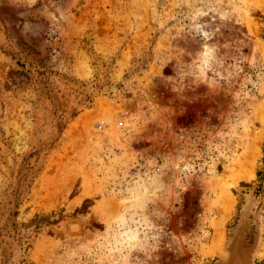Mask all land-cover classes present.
Listing matches in <instances>:
<instances>
[{"label": "rangeland", "instance_id": "1", "mask_svg": "<svg viewBox=\"0 0 264 264\" xmlns=\"http://www.w3.org/2000/svg\"><path fill=\"white\" fill-rule=\"evenodd\" d=\"M263 158L264 0H0V264H264Z\"/></svg>", "mask_w": 264, "mask_h": 264}, {"label": "trees", "instance_id": "2", "mask_svg": "<svg viewBox=\"0 0 264 264\" xmlns=\"http://www.w3.org/2000/svg\"><path fill=\"white\" fill-rule=\"evenodd\" d=\"M263 162H264V158H263ZM257 176L264 181V168L261 170H258L257 172ZM263 193H264V188H263ZM88 200L85 201L84 206L82 207V209L77 210L78 213H84L85 210H87L90 205H88ZM55 217V214H51V215H47V216H36L31 222L32 224L34 223V225L38 226V227H44V226H51V225H55L57 223H59L63 218V214H60L58 216V219H53Z\"/></svg>", "mask_w": 264, "mask_h": 264}, {"label": "water", "instance_id": "3", "mask_svg": "<svg viewBox=\"0 0 264 264\" xmlns=\"http://www.w3.org/2000/svg\"><path fill=\"white\" fill-rule=\"evenodd\" d=\"M224 264H250V256L242 248V235L239 234L233 252Z\"/></svg>", "mask_w": 264, "mask_h": 264}, {"label": "clouds", "instance_id": "4", "mask_svg": "<svg viewBox=\"0 0 264 264\" xmlns=\"http://www.w3.org/2000/svg\"><path fill=\"white\" fill-rule=\"evenodd\" d=\"M165 191H166L165 185L159 181V178H156L152 181V187H151V189H149V191L147 193V197L144 195H141L138 197V200H139V202L143 203L146 201L147 198L159 197L160 194H162ZM157 215L160 217H163L164 214L162 212H158ZM131 239L133 241H136V237H132ZM138 244H139V242L136 241V243L133 244L132 246L136 247Z\"/></svg>", "mask_w": 264, "mask_h": 264}, {"label": "bare ground", "instance_id": "5", "mask_svg": "<svg viewBox=\"0 0 264 264\" xmlns=\"http://www.w3.org/2000/svg\"><path fill=\"white\" fill-rule=\"evenodd\" d=\"M222 214H223L222 216H223V221H224L227 218L228 213L225 210H223ZM221 240H222V235L218 234L217 241L215 244H217V242H220ZM215 246H217V245H215Z\"/></svg>", "mask_w": 264, "mask_h": 264}]
</instances>
